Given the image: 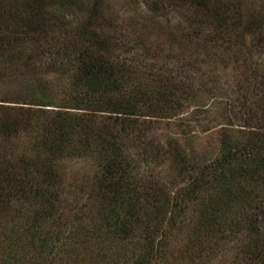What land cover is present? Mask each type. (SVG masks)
I'll return each mask as SVG.
<instances>
[{"label": "trees", "instance_id": "1", "mask_svg": "<svg viewBox=\"0 0 264 264\" xmlns=\"http://www.w3.org/2000/svg\"><path fill=\"white\" fill-rule=\"evenodd\" d=\"M105 1L0 0V264H264V0Z\"/></svg>", "mask_w": 264, "mask_h": 264}, {"label": "rangeland", "instance_id": "2", "mask_svg": "<svg viewBox=\"0 0 264 264\" xmlns=\"http://www.w3.org/2000/svg\"><path fill=\"white\" fill-rule=\"evenodd\" d=\"M109 3L111 8L113 10H121V9H125L127 10L130 14L134 11H139V12H148L146 10V6H145V0H106L105 3ZM149 13V12H148ZM151 14V13H149ZM175 17V16H174ZM158 19L164 21L162 16H158ZM175 20H177V17L174 18ZM173 20V18H172ZM235 72V69L233 70L232 68H230L229 70L227 69V71L223 72L220 69H216V73L219 75L220 79H222L223 77H225L227 75V79H231L232 74ZM206 118L202 121H200V123L198 124L197 122L191 121V124H193L192 126L189 125V127H191L189 130H191L192 132H194V138L196 139V141H199L200 144L202 145H207L208 143H211L214 140V134L215 131L219 128L220 124V119H219V115L218 112L214 109L213 112H211V114L205 115ZM173 130V127H171ZM171 128H167L166 126H162L161 129L159 130V137H163L166 135H170L172 132L169 131V129ZM174 130H177L174 128ZM214 143V141H213ZM181 241L180 240H176L174 241V246L179 247L180 246Z\"/></svg>", "mask_w": 264, "mask_h": 264}]
</instances>
